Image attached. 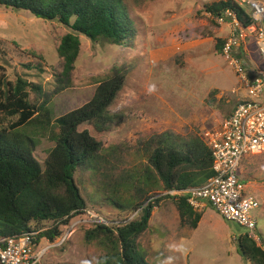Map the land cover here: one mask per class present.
Here are the masks:
<instances>
[{
    "label": "rangeland",
    "instance_id": "374dc122",
    "mask_svg": "<svg viewBox=\"0 0 264 264\" xmlns=\"http://www.w3.org/2000/svg\"><path fill=\"white\" fill-rule=\"evenodd\" d=\"M214 1L219 0H124L136 29L134 37L124 45H112L79 34L80 51L68 80L59 75L62 59L56 48L71 29L0 6V72L9 80L20 75L41 87L39 92L30 91V100L43 105V111L20 128L35 140L33 154L41 164L54 145L55 119L89 100L114 69L123 71L122 90L109 108L116 114L112 127L103 133L92 131L102 141L101 157L78 169L75 180L87 210L109 220L135 213L118 208L114 201L125 204L135 193L140 202L161 198L149 228L138 239L149 264H244L237 237L247 232L245 227L225 220L205 202L193 208L203 217L192 228L180 223L174 200L163 197L161 189L143 194L137 190L142 183L132 186L148 165L143 142L149 137L169 132L183 141L201 138L203 132L218 128L244 98L239 75L215 50L216 40H226L231 28L216 23L205 11ZM235 1L245 7L250 3ZM234 54L250 78L264 70L254 34H247ZM12 120L0 114V128ZM238 174L244 192L259 201L254 215L260 239L255 241L264 249V152L243 158ZM85 218L75 214L62 226L63 242L61 236L53 242L39 238V250L55 244L43 253L42 264H96L103 250L97 242L84 240V231L93 224L81 220ZM48 226L32 228L43 231ZM246 264L253 261L247 258Z\"/></svg>",
    "mask_w": 264,
    "mask_h": 264
},
{
    "label": "trees",
    "instance_id": "16d2710c",
    "mask_svg": "<svg viewBox=\"0 0 264 264\" xmlns=\"http://www.w3.org/2000/svg\"><path fill=\"white\" fill-rule=\"evenodd\" d=\"M246 4L219 0L206 5L205 11L216 16L230 9L246 28L255 22L251 6ZM0 6L28 11L71 29L56 48L62 59L59 75L67 80L79 55V34L94 42L124 45L136 33L124 0H0ZM224 41L216 40V52L221 53ZM123 78V71L114 69L97 84L89 100L55 119L58 130L52 133L54 145L41 164L33 154L35 140L20 129L43 111V105L36 106L30 100V91L39 92L41 87L20 75L9 80L0 72V114L13 118L0 128V236L19 235L45 223L49 226L40 232L37 242L41 237L53 242L63 234L62 226L71 217L85 212L87 203L75 173L101 157L103 144L93 132L103 133L112 127L116 114L109 108L122 90ZM143 145L149 152L148 165L132 186L142 183L137 190L143 194L161 189L163 197L174 200L180 223L196 227L202 214L187 202V196L165 192L202 185L213 175L211 152L202 137L183 141L163 132L152 135ZM160 201L151 196L140 202L136 193L125 204L114 201L118 208L138 214L124 224H96L84 231V240L97 242L103 250L96 264H149L140 252L138 239L149 228L151 214ZM238 246L253 264H264V249L246 232L237 237Z\"/></svg>",
    "mask_w": 264,
    "mask_h": 264
},
{
    "label": "built area",
    "instance_id": "2783aa9c",
    "mask_svg": "<svg viewBox=\"0 0 264 264\" xmlns=\"http://www.w3.org/2000/svg\"><path fill=\"white\" fill-rule=\"evenodd\" d=\"M248 4L251 6L255 22L246 28L239 23L230 9L212 16L216 23L231 28L221 54L239 75V80L245 87L244 98L223 120L220 127L202 133V139L211 152L213 175L202 185L190 186L183 190L172 189L165 193L185 194L187 202L194 209L208 202L225 220L235 221L245 227L246 233L255 241L260 238L256 232L254 211L260 204L253 195L244 192L238 172L243 158L249 154L264 152V70L258 71L250 78L246 74L242 59L234 54V48L242 44L247 34H254L258 51L264 60V2L250 0ZM136 213L137 211L126 219L109 220L86 209L82 213L86 218L81 220L88 224L93 223L92 226L103 224L113 227L126 223ZM40 232L41 229L31 228L19 235L0 236V264H41L45 250L55 244H47L42 249H37ZM64 234L61 235V242L65 240Z\"/></svg>",
    "mask_w": 264,
    "mask_h": 264
},
{
    "label": "water",
    "instance_id": "95a60500",
    "mask_svg": "<svg viewBox=\"0 0 264 264\" xmlns=\"http://www.w3.org/2000/svg\"><path fill=\"white\" fill-rule=\"evenodd\" d=\"M238 251H239V253L242 256V259L244 261V264H246V261H247L246 255L243 253V251L241 250V248L239 246H238Z\"/></svg>",
    "mask_w": 264,
    "mask_h": 264
},
{
    "label": "crops",
    "instance_id": "0c3cea01",
    "mask_svg": "<svg viewBox=\"0 0 264 264\" xmlns=\"http://www.w3.org/2000/svg\"><path fill=\"white\" fill-rule=\"evenodd\" d=\"M220 127V126H219ZM213 129H216V128H213ZM241 170H242V166H241ZM202 217H203V214H202V216H201V218L200 219H202ZM201 221V220H200ZM149 222H150V220H149ZM199 222V221H198ZM200 223V222H199ZM199 223H197V226L199 225ZM196 226V227H197ZM196 227H194V228H196ZM192 230V229H191ZM191 232V231H190ZM42 260V259H41ZM42 264V263H41ZM44 264V263H43Z\"/></svg>",
    "mask_w": 264,
    "mask_h": 264
}]
</instances>
